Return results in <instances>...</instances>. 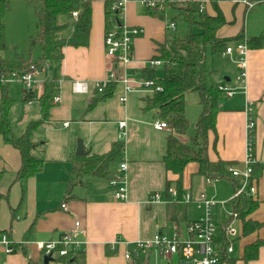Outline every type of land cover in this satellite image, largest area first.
<instances>
[{
    "label": "crops",
    "instance_id": "0c3cea01",
    "mask_svg": "<svg viewBox=\"0 0 264 264\" xmlns=\"http://www.w3.org/2000/svg\"><path fill=\"white\" fill-rule=\"evenodd\" d=\"M36 1L38 0H11L10 13L12 8V13L15 10L20 12L17 23L25 19L24 15L31 7L30 4ZM117 1L124 2L119 18H123L125 27L143 31L142 35L133 40V64L128 74L136 71L141 79H145L143 71L148 69L154 70L155 78L160 79L156 77L155 70L162 66L150 69L147 63L156 55L157 45L164 44L168 37L165 20L160 21L146 15L140 0H91L88 46L66 47L62 50V60L50 65L54 68V76L58 81L59 103L53 104L48 120L31 134V142L36 146L32 155L43 161L41 171L32 178L18 181L20 155L0 135V195L4 197L0 200V235L7 237L12 248V252L7 254L0 244V264H43V257L34 243L57 240L62 234L73 231L75 222H79V238L86 242L84 251L80 253V262L52 261L48 264H136V261L139 264H149L151 259L154 260L153 264H180L177 257L164 259L155 251L135 256L132 263L123 258L127 246L139 241H150L157 234L172 238L177 231L181 237L185 236L186 225L196 220L188 219L189 205H186V222L174 224L169 220L168 205L161 199L166 182L172 183L176 177L167 173L162 163L169 133L155 131L152 128V123L155 122L153 112L144 111L146 100L151 99L154 93L149 90L125 93L120 84H115L112 95L107 99L97 100L93 94L94 84L105 80L113 71L112 63L105 56L103 43L104 5L106 2ZM176 1L203 5V12L212 14L208 0ZM248 1L228 0L219 4L227 24L218 31L217 38L231 40L241 37L240 43L247 46L250 39L262 37L263 46L260 49L247 48L243 78L236 64L239 60L236 51L231 56L213 55L221 60L229 59L228 62L237 68L239 74L236 76V71L229 66L207 70V85L216 89L226 88L231 91L232 96L223 94L219 98L215 130L208 132L205 148L210 163H232L237 170H243L247 149L251 146L255 167L253 184L256 187L252 203L256 207L243 217L231 218L232 200L240 180L207 182L195 176L198 170L196 164L187 165L182 175L184 194L205 193L207 198L216 202L214 207L219 206L225 217L215 233L217 249L223 256L221 264H264V246L258 249L255 260L245 262L243 259L248 246L264 241V3L248 9L245 5ZM236 44L239 43H232L230 47L234 48ZM32 54L33 51L30 55ZM220 74L224 83L220 80L215 83L209 81V77L214 79ZM227 74L234 80L227 77ZM50 78L52 74L49 71ZM75 81L87 84V95L72 93L71 83ZM14 84L20 86L17 87L21 90L23 102L22 86L18 83L8 85L7 96L14 104L10 89ZM40 94L36 93L35 100L24 102L21 121H24L25 126L18 138L24 135L29 124L41 120L37 101ZM1 97L0 93V100ZM122 97L124 102L119 100ZM94 101V105L90 106ZM196 101L198 111L195 117L198 119L201 111L198 98ZM34 104L38 106L36 111L31 109ZM249 104L250 117L245 113ZM185 118L190 123L186 103ZM249 118L255 124L250 135L246 130ZM120 123H125L123 129L119 128ZM40 133L44 134V138L37 137ZM49 136L53 138L52 145L48 144ZM11 137L14 136L11 134ZM182 137L177 136L179 141ZM77 138L82 140L83 151L87 153L84 158L106 155L115 144L124 146L122 162L109 168L114 179L124 178V201L113 199L114 190L109 183L114 179L109 182L106 178L95 176L75 178L78 164L75 157ZM37 153L42 159L36 157ZM122 163L126 164L125 172L119 171ZM225 181L229 183L232 192L227 193V203L215 194L220 193L217 185ZM208 193H214L215 198ZM154 195H158L159 199L149 202ZM220 196L225 197L226 193H221ZM62 204L66 205V212L61 210ZM190 205L196 208L194 204ZM197 210L203 214L202 210ZM247 222L250 226H260L248 227L251 230L245 233L243 225ZM229 224L234 230L233 234L223 231ZM228 246L231 247L230 254L226 253Z\"/></svg>",
    "mask_w": 264,
    "mask_h": 264
},
{
    "label": "trees",
    "instance_id": "16d2710c",
    "mask_svg": "<svg viewBox=\"0 0 264 264\" xmlns=\"http://www.w3.org/2000/svg\"><path fill=\"white\" fill-rule=\"evenodd\" d=\"M156 5L163 7L162 11L157 8L145 9V14L158 19L165 20L167 9L176 11L182 22L188 28V34L182 38L173 36L167 37L164 44L157 45L156 55L151 61L162 63L163 76L155 78L154 70H144L143 78L153 82L154 87H160L161 92H154L151 99L146 100V112H153L154 121L166 124L169 133L166 139V152L162 163L167 173L176 177L174 182H166V189L161 199L169 207V220L176 225L185 223L187 206L182 204L184 195L182 190V175L185 167L189 164H196L198 167L196 177L207 182L232 178L227 172L232 163L217 162L212 164L206 155V139L208 132L215 130V117L218 112V100L223 95L218 89L207 85L208 72L205 58L207 52L211 55L223 54L232 43H240L241 37L234 39L217 38V33L227 22L219 8V4L228 0H208L212 14L199 11V4L193 2H177L176 0H150ZM259 0H249L257 2ZM114 2H106L104 5V36L115 31L120 32L121 25L118 22L120 12L111 13ZM36 21V34L29 38L30 51L28 59L17 56L14 60H7L0 56V78H6L12 73L21 74L29 65L41 66L44 63L54 65L62 60V50L66 47L85 48L88 46L91 30V0H38L30 4ZM11 11V0H0V54L7 52L5 43V18ZM76 13L77 17L72 18ZM64 20V21H63ZM120 26V27H119ZM196 29L197 32H192ZM68 31L66 37L63 36ZM250 44H253L250 46ZM39 48V56L30 62L32 47ZM263 46L262 37L250 39L247 48L260 49ZM54 68L50 66L52 78L43 85L42 92L37 101L40 107L41 120L27 126L25 133L20 138L11 137L10 124L8 120L9 111L13 105L12 100L7 96L8 85L0 83V135L4 141L18 151L21 159V167L17 173L18 181H25L32 178L41 171L43 161L35 158L32 151L36 148L31 142V134L43 122L48 120L49 112L54 106L53 101L59 94L58 81L54 76ZM114 83L106 86L101 94L95 89L93 94L97 100H104L112 95ZM195 94L198 98V105L201 112L194 123V135L189 138V145L182 144L177 136L186 135L189 123L185 118V96ZM23 102L35 100L33 95L25 96ZM96 101L92 102L93 106ZM123 145L115 144L111 151L103 156L76 157L78 162L75 178L84 176H95L106 178L109 182L115 178L109 168L111 165L122 162ZM254 165V164H253ZM252 169V181L253 172ZM1 179V175H0ZM254 182V181H253ZM176 193L172 197L170 191ZM4 197L0 195V200ZM152 201V198L149 202ZM256 207L252 199L240 196L232 200V213L236 217H243ZM260 225H251L247 222L243 225L244 232L250 228H258ZM248 227H250L248 229ZM264 241H257L248 246L244 251V261L255 260L260 247ZM80 253L70 256L64 261L66 263L80 262ZM223 256L221 255V262ZM32 264V263H28ZM136 264L139 262L136 261Z\"/></svg>",
    "mask_w": 264,
    "mask_h": 264
},
{
    "label": "built area",
    "instance_id": "2783aa9c",
    "mask_svg": "<svg viewBox=\"0 0 264 264\" xmlns=\"http://www.w3.org/2000/svg\"><path fill=\"white\" fill-rule=\"evenodd\" d=\"M259 3H264V0H259L257 2L248 1L245 3V5L248 9H252ZM140 4L142 7H144V9L157 8L158 11L163 10L161 5H156L150 0H140ZM123 9V1H117L112 6V11L120 12V14L122 13ZM203 10V5H199V11L203 12ZM76 17V13H73L72 18ZM168 30L175 32V25L173 23L170 24L168 26ZM142 34L143 31L139 28H127L121 26L120 32L118 34L113 31L104 36L103 43L105 56L112 63L113 71H111L105 80L94 84L93 89H95L99 94H101L102 90L110 83L118 85L120 84L123 87L125 93L140 90H149L153 93L161 92V88L154 87L153 82L146 79H141V76L138 72L132 71L131 74H128L130 66L133 64L131 55L132 41ZM233 51H236L239 57V60L236 62V64L239 66L241 78H243L247 47L244 43L236 44L234 48H227L222 56H231ZM160 66H162L160 61H149L147 63V67L150 69ZM49 71L50 64L48 63H44L41 66H35L32 64L29 65L26 71L22 72L21 74H12L7 79L0 78V83L4 85L18 83L22 86L23 94L25 96L33 95L36 97V93H41L44 83L49 80ZM71 91L73 94L82 95L86 94L89 91V88L85 83L75 81L71 83ZM218 91L222 92L227 97L232 96L231 91L227 90L226 88H218ZM119 100L120 102H124V97L120 98ZM53 103L58 104L59 98L56 97ZM245 113L250 117L251 104L248 105ZM124 127L125 123L119 124L120 129H123ZM254 127L255 124L249 118L246 124V130L249 135L253 131ZM152 128L157 132L167 130L166 124L160 121L153 122ZM251 152L252 149L249 145L243 170H237L234 167L227 168V172L230 174L232 179L240 180L238 186L235 189L233 199H237L242 195L252 199L256 194V187L252 181L251 166L254 164V159ZM119 171H126L125 163L120 164ZM109 185L114 190V201H124L126 198L124 178H116L112 180ZM170 194L172 197H176L175 191L171 190ZM158 199V195H154L152 197V200ZM182 204H194L197 209L202 210L203 212L202 216L198 220L186 225L184 229L185 236L181 237V235L175 231L172 238H166L157 234L150 241L136 242L133 245L126 247V250L123 254L124 260L132 263L135 256L155 251L165 259L177 257L180 260V264H221V254L217 249L215 242L216 227L214 226L211 217V211L216 202L207 198L205 193L200 192L195 195H192L191 193H185L182 197ZM60 208L64 212L67 211L65 204H62ZM230 217L236 218V215L231 213ZM223 231L225 233L231 234L234 232L230 224L225 226ZM0 244L5 248V253L9 254L12 252L10 242L6 236L0 235ZM34 246L43 258L49 257L53 261H56L66 260L76 253L83 252L86 242L79 238V222H75L73 231L62 234L55 241L36 242L34 243ZM226 253H231V247L228 246L226 248Z\"/></svg>",
    "mask_w": 264,
    "mask_h": 264
},
{
    "label": "rangeland",
    "instance_id": "374dc122",
    "mask_svg": "<svg viewBox=\"0 0 264 264\" xmlns=\"http://www.w3.org/2000/svg\"><path fill=\"white\" fill-rule=\"evenodd\" d=\"M31 9L32 8L30 7L28 9V11H26V15H24L25 19L21 23H17V21H16L18 18H20V12L18 10L17 11L15 10V12H14L15 14H14V13H12L13 12V8H12V12L8 14L10 16H8V15L6 16V18H5V43H6V47H7V52L0 54V56L2 58H6L7 60L12 61L17 56L23 55L25 57V59H28V52L30 51L29 38L34 37L36 34V27H35L36 21H35V18L33 17V13H32ZM141 9H143V8L141 7ZM110 12L114 13L115 11H112V8H111ZM165 15H166L165 24L167 25L166 34L168 35V37L173 36V37L179 38V39L184 38L188 34V28L182 22L181 18L178 16V13L176 11L167 9ZM118 22L122 27L126 26L123 22V18L122 19L118 18ZM172 23L175 25V32H171L170 30H168V26ZM127 28H130V27H127ZM192 32L193 33L197 32V30L193 29ZM27 34H28V36H27ZM67 35H68V31L65 34H63L64 37H66ZM132 43H133V41H132ZM15 47H16V49H14ZM131 48H132V44H131ZM31 51H33V54L30 55V61H33L40 54L39 48L37 46L32 47ZM228 60L229 59L221 60L219 57L212 56L210 52H207L206 58H205L206 68H207V70H210V69L216 70L215 68H219L221 66H224V67L229 66V67H232L236 71V76H237L239 74V72L237 71V68L234 66H231L230 63L228 62ZM155 71H156V77L162 78V76H163L162 68H157ZM16 73H18V72H15V74ZM12 74H14V73H12ZM228 75L229 74H227V77L231 78V80L233 81L234 79H232V77L230 75L229 76ZM9 76H7L6 79ZM210 80L213 83H215L218 80H220L221 83H224L222 74L218 75L214 79H210V77H209V81ZM11 84H13V83H11ZM17 86H18L17 84L10 86L11 97H12V99H14V104H13V106L9 112V115H8L11 134H12V136H14V138H18L20 136V134H22L21 132L23 131V128L25 126V124L23 123L24 121H21V112H22V108H24V102H22V98H21V94H20L21 90L18 88L20 86H18V87ZM196 100H197V96H195V94H190V95L185 96V103H186L187 113H188L190 123H189V128H188L186 135H184L180 140V142L184 145H189V138L194 135L193 124H194L195 120H197L196 119L197 117H195L196 116L195 114L198 111V108H197L198 106L196 104L197 103ZM31 109L36 111L38 109V106L36 104H34ZM195 109H197V110H195ZM200 111H201V109H200ZM29 117H31V116H29ZM41 131H43V130H41ZM43 135L40 133V134H37V137L39 139L44 138ZM48 140H49L48 144L52 145L53 138L51 136H49ZM78 141H82V140L79 138L75 139V146H77ZM37 154H38V156H36V157L39 158L40 157L39 153H37ZM217 187H218V190L220 193H215V194L217 195V197L219 199L225 200L227 203V193H232L231 187L229 186V183L226 181L220 182L217 185ZM221 193H226V196L221 197L220 196ZM208 195L214 197V193H208ZM218 207L216 206V207L212 208V211H211V217H212L214 226L216 228L225 220V217H223V213H221L220 208H218ZM201 214L202 213L200 211H198L192 205L188 206V208H187L188 219L198 220L199 216H201ZM153 262H154V260L151 259L149 264H153ZM164 263L162 262V264H164Z\"/></svg>",
    "mask_w": 264,
    "mask_h": 264
},
{
    "label": "water",
    "instance_id": "95a60500",
    "mask_svg": "<svg viewBox=\"0 0 264 264\" xmlns=\"http://www.w3.org/2000/svg\"><path fill=\"white\" fill-rule=\"evenodd\" d=\"M86 155H87V153H84L83 145H82L81 141H78L77 146H76V150H75V156L84 157ZM52 261L53 260L51 258H49V257L43 258V264H48V263H50Z\"/></svg>",
    "mask_w": 264,
    "mask_h": 264
},
{
    "label": "bare ground",
    "instance_id": "6f19581e",
    "mask_svg": "<svg viewBox=\"0 0 264 264\" xmlns=\"http://www.w3.org/2000/svg\"><path fill=\"white\" fill-rule=\"evenodd\" d=\"M247 47V46H246ZM87 85V84H86ZM88 87V86H87ZM88 94V92L86 93V94H82V95H87Z\"/></svg>",
    "mask_w": 264,
    "mask_h": 264
}]
</instances>
